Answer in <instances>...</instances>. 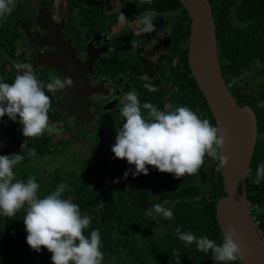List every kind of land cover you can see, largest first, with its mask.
<instances>
[{
  "label": "trees",
  "instance_id": "1",
  "mask_svg": "<svg viewBox=\"0 0 264 264\" xmlns=\"http://www.w3.org/2000/svg\"><path fill=\"white\" fill-rule=\"evenodd\" d=\"M71 6L84 8V0H69ZM75 1V3H73ZM55 0H16L15 11L0 21V82L11 83L16 75L8 72V64L13 65L16 54L29 41L16 21L24 24L33 35L37 27L36 17L30 12L33 6L38 10L51 12ZM217 26L218 49L222 76L236 98L239 106H250L257 117L258 138L251 169L247 180L248 201L253 206V216L264 237V179L259 185L253 182L257 166L264 163V0H209ZM151 11L155 15L165 12L177 14L170 19V50L178 49V70L173 72L172 81L178 86L173 90V108L185 106L201 119H207L215 126V119L202 91L192 76L188 59L191 20L177 0H152L151 4L137 6L136 0H125L122 12L127 21ZM38 28V27H37ZM28 41V43H27ZM31 44V43H29ZM35 44V43H33ZM37 47V46H36ZM173 56V55H172ZM262 66L255 86L243 79L246 72H254L255 64ZM180 68L186 73L181 75ZM156 107L163 110V107ZM145 117L147 111L144 112ZM22 125L9 121L7 116L0 118V155H11L16 141L21 140ZM33 149L27 145L19 149L25 161ZM113 159L110 163L99 164L86 173L81 181L53 173L46 180H36L40 184L38 196L53 192L60 183L67 185L63 198H71L79 205L81 214L91 218V224L84 234L90 236L92 230H99L104 254L102 264H175L173 252L179 253L180 264H215L208 254L197 251L195 244L186 246L175 234V228L191 232L196 237L207 236L218 245L222 243V232L215 216L216 202L224 197L220 163L205 156L204 164L197 176H184L174 179L171 174L160 173L149 168L148 175L133 177L134 171L126 161ZM17 165L13 171L15 179L26 182L32 176ZM167 202V203H166ZM170 207L174 219L165 220L148 217L146 212L155 204ZM24 211L17 213L15 221L0 223V264H51V254L42 249L33 252L26 244L23 225ZM229 264H241L239 260Z\"/></svg>",
  "mask_w": 264,
  "mask_h": 264
},
{
  "label": "clouds",
  "instance_id": "2",
  "mask_svg": "<svg viewBox=\"0 0 264 264\" xmlns=\"http://www.w3.org/2000/svg\"><path fill=\"white\" fill-rule=\"evenodd\" d=\"M137 6L152 0H136ZM16 9V0H0V21L11 15ZM118 20L127 22L120 12ZM137 35L151 34L156 31L153 17L144 15L136 20ZM131 47H138V41H130ZM16 75L11 83L0 82V118L7 116L9 121L22 125L25 148L28 139L37 138L49 132L48 112L51 100L47 93H54L73 85L72 79L54 78L43 84L31 65L17 63L14 65ZM149 91L156 89L146 85ZM119 114L123 123L115 135L111 146L113 159L124 160L134 166V171H125V177L148 175L152 168L160 173L171 174L174 179L184 176H197L204 164L205 156L218 160L221 167L228 163L223 155L226 135L221 134L218 126L209 120L201 119L195 112L185 106L173 108L165 103L163 110L145 102L141 105L135 91L127 92L122 97ZM147 111V116L142 113ZM35 149L28 151L34 156ZM21 154L0 155V218L11 219L21 210L24 211L23 225L26 232V244L36 253L42 249L51 254V264H102L104 254L99 230H92L90 236L84 234L90 227L91 218L81 214L79 205L71 198H63L67 185L60 183L50 194L40 198V184L36 176L27 181L15 179L13 169L23 161ZM264 179V163L257 166L253 182L259 185ZM167 203V202H166ZM253 209V206H252ZM146 215L153 220L163 217L174 219L170 207L155 204ZM256 221V220H255ZM259 225V224H258ZM178 239L186 246L195 244L197 251L205 255L211 251L215 264H229L241 258L240 245L236 242V232L229 227L223 233L219 245L207 236L196 237L191 232H184L180 226L175 228ZM175 264H180L179 253L173 252Z\"/></svg>",
  "mask_w": 264,
  "mask_h": 264
},
{
  "label": "flooded vegetation",
  "instance_id": "3",
  "mask_svg": "<svg viewBox=\"0 0 264 264\" xmlns=\"http://www.w3.org/2000/svg\"><path fill=\"white\" fill-rule=\"evenodd\" d=\"M123 1L84 0L82 9L75 4L71 6L69 0H62L61 4L54 2L52 6V20L57 26H63L61 36L71 42L79 61L87 62L89 67L83 70L84 82L78 90L72 86L68 91L47 93L51 100L49 125L55 131L28 139L27 145L42 155L18 164L39 181L50 175L45 164L52 160L60 162L64 169L61 177L69 176L70 182L74 178L81 181L90 169L113 161L110 149L124 122L119 109L125 93L135 91L141 105L149 102L162 108L165 103H171L172 92L178 89L172 81L173 72H177L179 65L178 49L170 50L171 44L168 48L160 47L158 38L151 36L152 33L136 34V20L150 14L157 32L170 40L169 21L177 14L155 15L148 11L121 24L117 12ZM33 30V35L45 33L37 27ZM133 40L139 42L138 47H131ZM28 45L30 47L24 45L17 51L13 65H7L9 73H16L14 65L17 63H26L33 68L35 56L55 51L49 46ZM34 72L43 84L54 78L64 79V73L52 67H37ZM185 73V68H180V74ZM146 85L156 90L149 91ZM145 111L142 108L144 115ZM20 138L13 154H20L19 149L26 139L23 135ZM96 154L101 155L100 162L94 160ZM105 156L109 158L105 160Z\"/></svg>",
  "mask_w": 264,
  "mask_h": 264
},
{
  "label": "water",
  "instance_id": "4",
  "mask_svg": "<svg viewBox=\"0 0 264 264\" xmlns=\"http://www.w3.org/2000/svg\"><path fill=\"white\" fill-rule=\"evenodd\" d=\"M177 1L191 20L188 59L192 76L205 96L215 126L226 135L222 154L228 157V163L225 167L220 166L224 197L216 202L217 224L222 235L229 227L235 230L236 242L241 249V258L238 259L241 264H264V237L247 195V180L258 138L257 117L250 106L238 105L222 76L217 26L209 0ZM16 23L29 43H35L38 48L49 46L55 49L54 52L35 56L33 70L37 67L60 70L64 79L70 77L72 86L78 90L84 82L83 70L89 64L79 61L71 42L61 36L63 26L54 23L51 13L38 11L36 24L45 31L42 35H32L27 26L19 21ZM151 36L158 38L160 47L168 48L171 44L157 30ZM65 89L68 91V88Z\"/></svg>",
  "mask_w": 264,
  "mask_h": 264
},
{
  "label": "rangeland",
  "instance_id": "5",
  "mask_svg": "<svg viewBox=\"0 0 264 264\" xmlns=\"http://www.w3.org/2000/svg\"><path fill=\"white\" fill-rule=\"evenodd\" d=\"M55 2H56V4H61L62 3V0H55ZM30 12L32 14H34V15H37V13H38L37 7L36 6H33V8L30 9ZM261 70H262V66L257 63L254 66V72H246V73H244L243 74V79H246V81L248 82L249 85L255 86L256 83H257V81H256L254 75H256L257 77H259V74L261 73ZM100 158H101V155L96 154L95 157H94V160L96 162H100ZM107 158H109V157L108 156H105V160H107ZM102 160H104V156H102ZM104 163H106V162H104ZM45 165L47 166V169H48V172H49L50 175H52L53 173L61 174L64 171V169L62 170L61 165H60V162H58V160H52V161L46 162ZM45 165L43 167L46 168ZM18 169H22V167H18ZM48 178H50V176H48ZM48 178H46V180H48ZM10 220L16 222L15 217H13L11 219H8V218H0V223H4V222L10 221Z\"/></svg>",
  "mask_w": 264,
  "mask_h": 264
}]
</instances>
